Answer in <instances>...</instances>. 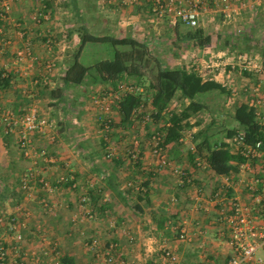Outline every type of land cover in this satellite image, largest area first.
<instances>
[{
  "label": "crops",
  "instance_id": "1",
  "mask_svg": "<svg viewBox=\"0 0 264 264\" xmlns=\"http://www.w3.org/2000/svg\"><path fill=\"white\" fill-rule=\"evenodd\" d=\"M47 1L49 19H34L39 9L37 0H14L8 18L0 22L5 28V37L9 35L11 40L7 45L0 43V70L10 76L8 85L0 84V104L23 112L31 103H37L39 114L54 120L55 126L50 132L56 138L53 140L49 134L37 131L34 145L46 147L57 158L50 165L39 163L44 169L32 180L31 194H28L21 187V177L32 160L23 155L17 135L5 134L0 124V215L6 217V222L0 223V243L8 249L7 263L59 264L61 257L68 255L76 264H101L96 248L90 244L92 237H98L101 246L118 243V253L126 264H167L162 258L164 245L177 254L175 264H228L238 252L230 243V227L219 217L222 205L216 201L215 193L220 191L228 197L238 195L243 202H252L253 199L244 187V181H238L241 178L235 173L230 184L224 183V175L210 168L205 152L197 153L198 142L194 135L207 128L197 121L198 117H192L191 125L186 128L193 132V137L184 142L178 139L167 143L172 164L183 166L191 178L185 185H179L178 175L171 166L158 165L148 143L152 130H168L170 115L161 113L159 118L149 122L139 116L126 122L116 104L110 112L112 128L108 132L109 140H106L99 130L102 124L97 119L99 115L94 105L89 111V106L81 99L77 116L70 115L72 105L78 100L70 90L81 85L103 90L110 84L70 85L58 98L52 96V91L65 86V71L80 46L79 27L85 23L90 28V21L95 25L98 23L102 30L112 31L109 34L132 36L149 44L151 38L144 36L150 32L162 35L164 39L170 38L177 45L171 53L176 60L174 66L189 69L194 65H212L217 81H230L225 94L231 111L236 100L251 103L256 96L252 87L259 81V94L264 95L263 75L257 77L242 70L231 71L230 66L222 65L224 50L217 49L215 44L211 47L210 44L196 45L194 39L185 35V23L173 24L168 19L153 16L150 0H140L129 6L100 3L99 0ZM210 5L214 6L213 3ZM91 6L94 12L90 11ZM246 9L253 11L249 8L242 11ZM257 9L264 18V7L259 5L254 10ZM69 16L79 20L77 26L74 22H65ZM116 29L118 33L114 34ZM253 30L251 27L250 31ZM20 31L25 34L22 36ZM246 34L249 35V31ZM49 38L51 48L47 43ZM28 39L33 53L39 58L33 65L28 59L20 58ZM204 54L212 57L205 59ZM48 59L56 61L50 83L44 86L35 84L34 78L38 77ZM173 101L177 104L173 105ZM173 101L170 103L175 108L173 112L188 103L187 99L174 98ZM260 110L264 115V104ZM145 111H154L150 99ZM233 120V125L239 128L237 121ZM222 128L224 130L226 126L222 125ZM229 137L226 133L222 138L212 135L217 141ZM135 141L140 149L138 160H132L128 155V151L136 146ZM108 146L115 152L111 157L106 154ZM197 157H201L205 164H198ZM64 162L70 163L77 186L68 182L53 192H47L42 188L39 176L46 175L47 180L53 182L65 170ZM235 166L237 170L238 166ZM254 169L264 178V163L260 159ZM82 194L89 197L86 206L80 204ZM13 215L25 223L22 227L25 236L23 249L19 252H16L13 232L7 228L8 217ZM180 225L186 226L189 239L178 238L177 227ZM54 243L58 246L57 251L52 250ZM249 264L258 263L252 260Z\"/></svg>",
  "mask_w": 264,
  "mask_h": 264
},
{
  "label": "built area",
  "instance_id": "2",
  "mask_svg": "<svg viewBox=\"0 0 264 264\" xmlns=\"http://www.w3.org/2000/svg\"><path fill=\"white\" fill-rule=\"evenodd\" d=\"M14 0H0V17L5 20L8 18L9 12L12 9V2ZM39 4L38 11L34 14L35 20L42 18L49 19L50 12L48 10L47 0H37ZM100 3H112L118 6L135 5L140 0H99ZM214 4L216 10L223 14L224 20L230 22L238 16L244 8L254 10L256 6L261 5L264 7V0H150L149 6L153 16L158 19H168L171 23L178 22L185 23L191 27H198L202 19L204 11L208 9L210 4ZM240 28H236L235 32L239 33ZM23 36L24 31H20ZM10 36L5 37V28L0 23V43L7 45L10 43ZM51 38L47 39V43L51 48ZM222 65L230 66V70H242L248 72L251 76L263 75L264 79V60L258 54L239 53L234 57H228L222 54ZM20 58L28 59L29 63L33 65L39 59L32 51L31 41L28 39L24 50L21 52ZM56 67L55 59H48L43 63L38 77L34 78L35 84L42 86L50 83V74ZM199 73L205 79H215V73L212 70V65L200 67L194 65L189 67ZM22 71L21 68L18 69ZM28 73V71H23ZM216 80V79H215ZM223 86L230 88V81L224 79L220 81ZM261 82L254 84L252 87L253 93L256 95L251 99L250 105L256 109L259 123L264 128V115L260 110V106L264 104V95H260ZM144 91L141 85H136L130 82L120 81L116 87L108 86L100 93L93 95L92 103L95 106L104 132L106 133V140H109L108 132L112 128V117L110 112L118 101L122 100L126 94ZM173 101V100H172ZM171 101V102H172ZM170 102V103H171ZM177 103L173 101V105ZM174 106L170 104L162 111V113L172 115ZM144 122L154 121L153 112H146L143 104H140L133 111L132 119L138 117ZM0 124L3 127L5 134H16L19 147L26 158L32 160L31 164L24 169L21 177V187L25 189L28 194H31V182L36 177L42 168L39 163L50 165L57 161V158L50 153L46 147H37L34 145V133L39 131L43 134L50 135L54 140L55 134L50 132L54 128L55 122L52 118L39 114L37 103H31L26 111L17 112L11 108H4L0 104ZM171 125V121L167 123ZM166 131L161 129H154L148 137L149 147L158 165L166 167L171 166L173 171L178 175V184L185 185L186 182L191 181L186 169L183 166L172 164L169 157L168 147L165 143ZM193 137V132L184 129L179 141L184 142ZM229 150L236 154L241 155L244 160L235 162L238 167L237 170H232L224 175V183L230 184L232 174L235 173L241 180L244 181V187L252 195V202H243L238 195L228 197L218 191L215 193L216 201L222 205L220 211V219L223 220L231 230L230 243L235 247L238 254L233 256L228 264H249L250 261L255 260L258 264H264V256L258 255L259 249L264 250V178L259 176V173L254 169L255 163L260 159L264 163V150L262 149V141L251 143L247 141L244 131L238 128L234 136L224 140ZM136 146L128 151V155L132 160H138L140 157V149L138 142L135 141ZM221 145V142H219ZM107 156L114 155V149L110 146L107 147ZM197 163L204 165L205 162L201 157H197ZM64 168L57 176V178L50 182L47 180L46 175L39 176V182L44 190L47 192L55 191L58 186L63 183H72L73 187L77 186L75 181V174L69 162H64ZM245 176V180L243 176ZM248 176V177H247ZM133 185V182H130ZM261 185V186H260ZM201 192V190H199ZM173 200H176L173 198ZM89 202V197L82 194L80 197V204L86 206ZM7 228L13 232L14 240L16 241V252L23 249L24 233L22 227L25 225L16 215L8 217ZM6 222L5 215H0V223ZM177 235L181 240L189 239L187 228L185 225L177 227ZM45 238V236H43ZM133 240V237H131ZM101 241L98 237H92L90 244L96 248L97 258L101 264H126V261L121 258L118 253V243L109 242L101 246ZM54 251H57V244L52 245ZM100 246V247H99ZM162 258L167 264H175L178 260L177 254L167 245L162 247ZM9 253L7 247L0 243V264H8ZM24 264V263H23Z\"/></svg>",
  "mask_w": 264,
  "mask_h": 264
},
{
  "label": "trees",
  "instance_id": "3",
  "mask_svg": "<svg viewBox=\"0 0 264 264\" xmlns=\"http://www.w3.org/2000/svg\"><path fill=\"white\" fill-rule=\"evenodd\" d=\"M47 4L49 5V1ZM1 20L3 19L0 17V22ZM79 33L80 46L74 53L73 62L65 71L63 77L65 86L54 89L52 96L61 97L60 94L66 87L85 83L89 85L110 84V86L116 87L120 81H123L141 85L144 91L126 94L122 100L118 101L123 120L126 122L132 119L134 109L140 104H143L145 110L148 99L153 105L154 118H159L162 111L174 98L183 101L187 99L188 103L185 102L184 106L179 111L173 112L169 118L171 125L166 131V144L171 140H178L182 131L191 125L190 119L199 116V113L205 108L206 105L201 100V96L213 90L221 93L227 92V88L215 79H205L199 73L184 66L166 64L153 52L148 42L132 36L119 37L109 33H95L85 23L79 27ZM185 35L194 39L195 44L201 47L209 44L212 40V35L207 33L203 27L188 26ZM241 35L250 41L249 35L246 33ZM89 42L111 43L115 47L122 46V49L116 48L112 58L84 64L80 57L85 45ZM9 77L0 70V84L8 85ZM231 114L239 128L244 131L247 141L251 143L262 141L264 150V128L259 123L256 109L246 101L236 100L232 105ZM210 128L208 125L206 129H202L194 135L196 141L201 139L197 143V153L205 151L204 156L210 168L218 174H228L236 168L234 161L240 162L244 158L232 153L223 140L212 139ZM237 130L236 126L228 128L226 134L234 136ZM59 264H76V262L72 257L64 255Z\"/></svg>",
  "mask_w": 264,
  "mask_h": 264
},
{
  "label": "rangeland",
  "instance_id": "4",
  "mask_svg": "<svg viewBox=\"0 0 264 264\" xmlns=\"http://www.w3.org/2000/svg\"><path fill=\"white\" fill-rule=\"evenodd\" d=\"M94 4L95 3L92 2V5ZM90 11L94 12V8L92 6L90 7ZM64 20L65 22L68 23L74 22L75 23L74 26H77L76 24L79 22V20H77L73 16L72 17L69 16V18L67 17ZM148 23L150 22L148 21ZM263 23H264V18L259 9L253 11L247 9L244 11L241 10L240 14L237 17L232 19L230 22H227L224 20L223 14H221V12L216 10L215 6L209 5L208 9L204 11L202 15V19L200 21V25L198 27H203L207 33H210L212 35V40L209 43L210 47L215 44L217 46V49L224 50L223 54H225L228 57H234L239 53L241 54L249 53V54H258L262 57V59H264L263 58L264 57L263 54L264 24ZM251 27L255 29L252 32L250 31ZM90 28L95 33H107V32L112 33V31H110L109 29L102 30L98 23L95 25L94 23H91V21H90ZM187 28H188L187 25L184 26V31H186ZM236 28L241 29V31L239 32L240 34L235 32ZM247 31H249V36L251 37L250 41L243 38L241 35L242 33H247ZM117 33L118 32L116 29L114 34ZM146 35L144 36L145 38H151L150 46L153 52H155V54H157L158 56L162 57V60L166 64L170 66H174L176 60L175 59L173 60V56L171 55V53L172 50H175L177 48L176 42L172 41L170 38L164 39L162 35H158L152 32L147 33ZM181 46L182 44L179 47L181 48ZM116 48L122 49V46L115 47L111 43H106V42H89L87 43L85 49L83 50L80 60L84 64H91L101 59L112 58ZM202 56L205 59L212 57V56H207V54H204ZM99 91L100 90L97 87L91 88L90 86L85 87L84 85H81L79 87L74 86L73 89L70 90V92H72L73 95H77L78 100L76 101V103L72 105L70 115L72 117L77 116V113L81 107V103H80L81 99L84 100L85 105L89 106L90 109L89 111H92L93 110L92 107L93 104L91 102L92 97L94 94H97ZM201 100L206 103V107L199 113V116H195L198 117L197 121L205 126L210 125L211 127L210 133L213 136H217V138H222L228 128L234 127L233 125L234 120L230 108L231 105H229V103L227 102L228 100L227 94L221 93L219 91H215L213 93H208L201 96ZM212 118L213 121L211 122ZM97 119H99L100 122V118L97 117ZM222 125L224 127L226 126L224 130L222 128ZM99 130L101 133H103L104 137H106V133L104 132V130H102V127H100ZM90 133L93 134L94 132L91 130ZM96 135L99 136L98 134ZM200 140L201 139H198V141L196 142H200ZM257 254L259 255L264 254V250L259 249L257 251Z\"/></svg>",
  "mask_w": 264,
  "mask_h": 264
}]
</instances>
